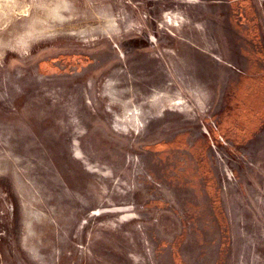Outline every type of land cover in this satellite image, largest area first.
<instances>
[{
	"label": "rangeland",
	"instance_id": "374dc122",
	"mask_svg": "<svg viewBox=\"0 0 264 264\" xmlns=\"http://www.w3.org/2000/svg\"><path fill=\"white\" fill-rule=\"evenodd\" d=\"M0 264H264V0H0Z\"/></svg>",
	"mask_w": 264,
	"mask_h": 264
}]
</instances>
